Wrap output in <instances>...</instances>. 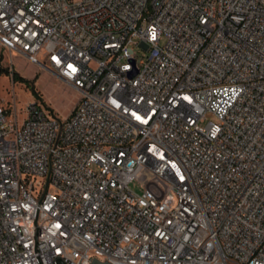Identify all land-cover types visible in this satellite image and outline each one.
I'll list each match as a JSON object with an SVG mask.
<instances>
[{"label":"built area","instance_id":"obj_1","mask_svg":"<svg viewBox=\"0 0 264 264\" xmlns=\"http://www.w3.org/2000/svg\"><path fill=\"white\" fill-rule=\"evenodd\" d=\"M0 48L79 95L0 101V264H264V0H0Z\"/></svg>","mask_w":264,"mask_h":264},{"label":"rangeland","instance_id":"obj_2","mask_svg":"<svg viewBox=\"0 0 264 264\" xmlns=\"http://www.w3.org/2000/svg\"><path fill=\"white\" fill-rule=\"evenodd\" d=\"M134 52L138 61L143 59V50L134 48ZM78 100L79 95L73 87L63 84L52 74L20 56H14L10 62L6 52L0 48V101L3 104H15L20 125L26 118L25 108L30 103H39L55 118L65 121ZM152 180L153 174L144 168L129 183V189L142 193L144 186Z\"/></svg>","mask_w":264,"mask_h":264},{"label":"water","instance_id":"obj_3","mask_svg":"<svg viewBox=\"0 0 264 264\" xmlns=\"http://www.w3.org/2000/svg\"><path fill=\"white\" fill-rule=\"evenodd\" d=\"M94 263H95V264H108V263H106V262H98V261H96V260L94 261Z\"/></svg>","mask_w":264,"mask_h":264},{"label":"trees","instance_id":"obj_4","mask_svg":"<svg viewBox=\"0 0 264 264\" xmlns=\"http://www.w3.org/2000/svg\"><path fill=\"white\" fill-rule=\"evenodd\" d=\"M73 111V110H72Z\"/></svg>","mask_w":264,"mask_h":264}]
</instances>
